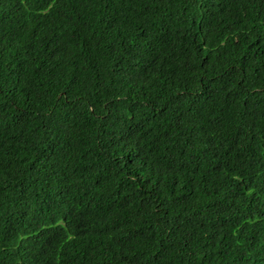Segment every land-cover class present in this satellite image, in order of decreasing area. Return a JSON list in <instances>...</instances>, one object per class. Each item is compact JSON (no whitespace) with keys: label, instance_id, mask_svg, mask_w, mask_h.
Returning <instances> with one entry per match:
<instances>
[{"label":"trees","instance_id":"1","mask_svg":"<svg viewBox=\"0 0 264 264\" xmlns=\"http://www.w3.org/2000/svg\"><path fill=\"white\" fill-rule=\"evenodd\" d=\"M0 264H264V0H0Z\"/></svg>","mask_w":264,"mask_h":264}]
</instances>
